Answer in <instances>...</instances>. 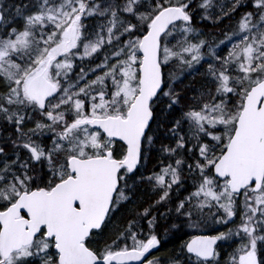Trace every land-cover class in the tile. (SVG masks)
<instances>
[{
    "label": "snow or ice",
    "instance_id": "obj_1",
    "mask_svg": "<svg viewBox=\"0 0 264 264\" xmlns=\"http://www.w3.org/2000/svg\"><path fill=\"white\" fill-rule=\"evenodd\" d=\"M0 264H264V0H0Z\"/></svg>",
    "mask_w": 264,
    "mask_h": 264
},
{
    "label": "trees",
    "instance_id": "obj_2",
    "mask_svg": "<svg viewBox=\"0 0 264 264\" xmlns=\"http://www.w3.org/2000/svg\"><path fill=\"white\" fill-rule=\"evenodd\" d=\"M197 80H199V77H197ZM156 157L155 154H153V158L152 160L149 162L148 167L152 168L153 165L156 163ZM150 195V194H149ZM142 200L143 201H147L148 200V196H142ZM138 203H140V201H138ZM143 206H146L145 204H141V208ZM192 230L189 229V233ZM184 233H187L185 230H183V232L178 233L177 235H169L166 239L162 238V243H163V247L161 249V253L162 252H167V251H172L175 249H178V246L181 242V240L183 239H187L188 237L186 235H184ZM160 254V253H157Z\"/></svg>",
    "mask_w": 264,
    "mask_h": 264
},
{
    "label": "rangeland",
    "instance_id": "obj_3",
    "mask_svg": "<svg viewBox=\"0 0 264 264\" xmlns=\"http://www.w3.org/2000/svg\"><path fill=\"white\" fill-rule=\"evenodd\" d=\"M184 230L189 233V229L187 227L184 228ZM230 250V249H229ZM163 253V252H162Z\"/></svg>",
    "mask_w": 264,
    "mask_h": 264
}]
</instances>
